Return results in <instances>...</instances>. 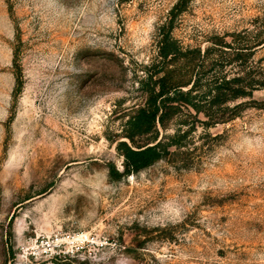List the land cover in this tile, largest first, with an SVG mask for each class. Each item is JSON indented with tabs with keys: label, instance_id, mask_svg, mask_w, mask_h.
Segmentation results:
<instances>
[{
	"label": "rangeland",
	"instance_id": "1",
	"mask_svg": "<svg viewBox=\"0 0 264 264\" xmlns=\"http://www.w3.org/2000/svg\"><path fill=\"white\" fill-rule=\"evenodd\" d=\"M180 1L0 0V264H264V89L110 175L164 34L179 79L264 80V0Z\"/></svg>",
	"mask_w": 264,
	"mask_h": 264
},
{
	"label": "trees",
	"instance_id": "2",
	"mask_svg": "<svg viewBox=\"0 0 264 264\" xmlns=\"http://www.w3.org/2000/svg\"><path fill=\"white\" fill-rule=\"evenodd\" d=\"M184 2L180 1L178 6ZM263 43L259 42L258 45ZM159 44L160 61L150 69L146 68V77L140 81L141 89L146 94L145 104L129 118L124 133L125 141L119 142L117 146L124 158V170L120 172L114 164L110 165V175L115 180L152 167L170 155L171 148L184 147L185 138L196 129L198 123L212 128L233 121L251 104L242 103L233 107L230 104L252 98L255 90L264 89V80L255 78L247 68L238 76H224L212 83L203 82L200 74L194 79H179L176 71L170 68L178 56L184 54L178 42L170 34H164ZM225 48L232 47L226 44ZM242 50L238 52L237 59L244 58ZM201 66L204 68V65ZM251 103L262 106L264 110V102ZM183 110L189 111L190 120L183 122L189 125V130L178 129L168 139L160 138L161 129L167 130Z\"/></svg>",
	"mask_w": 264,
	"mask_h": 264
}]
</instances>
